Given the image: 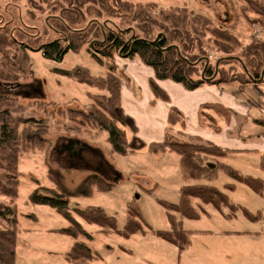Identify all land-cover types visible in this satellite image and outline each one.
Returning <instances> with one entry per match:
<instances>
[{
	"label": "rangeland",
	"instance_id": "1",
	"mask_svg": "<svg viewBox=\"0 0 264 264\" xmlns=\"http://www.w3.org/2000/svg\"><path fill=\"white\" fill-rule=\"evenodd\" d=\"M8 1L0 0V16ZM128 1L132 4L155 6L151 10L155 15L169 8H178L205 16L211 19L216 29L228 28L231 24L233 30L230 33L236 36L243 46L253 42H264L263 23L250 11L243 15L245 4L242 0ZM35 2L37 7H42L40 0ZM18 5L21 6L20 9L18 6L10 5L8 20L18 19L19 13L26 15L28 8L24 1L22 0ZM236 12L238 15L235 14ZM30 14L36 17L34 18L36 20L28 21V24L40 28L38 32L25 29L14 21L6 30L8 37L5 35L0 37V41L6 43L0 46L4 49V52L0 51V83L6 82L12 85L33 83L39 84L41 89V94L30 91L27 95L16 91L3 93L4 91L0 90V125L4 121L20 132L30 125L31 120H34V125L45 126L47 130L46 134L41 133L37 136L40 146L19 149L16 161V179L19 182L16 198L10 200L0 196L3 204H13L17 211L14 264H68L64 261L63 255L73 240L59 231L68 226L67 221L48 206L30 204L28 197L38 186L56 189L58 185L69 193L73 192L89 175H97L113 185L107 192L94 190L90 197L69 199L71 216L92 236L90 241L82 237H78L77 241L85 243L102 258L90 264H264V211L259 205H251L257 202L255 201L257 196L250 188L234 182L221 170L217 171L215 178L209 181L201 180L199 184L213 186L227 194L233 206L222 208L221 212L205 206L206 213H200L198 219L192 220L174 213L188 236L189 244L183 250H178L174 245L154 234L156 231H168L170 228L167 211L161 203L177 204L180 188L186 184L181 178L179 158L174 154H161L154 149L149 152L146 148L125 156L111 153L107 133L95 123V119L89 120L80 117L79 113H74L70 121L69 110L86 113L97 109V105L100 104L99 98L96 99L94 96L104 93L92 86L62 76L58 71H72L79 68L86 70L91 77L103 78L106 75V67L97 64L88 55L86 45L76 52L69 51L60 62L44 59L41 53L35 50L46 39V37L42 38V31L44 32L46 28L44 19L48 13L46 11L38 13L33 10ZM235 16H238L237 19ZM3 17L0 18V27L5 26L7 21ZM115 22L119 23L117 20ZM132 26L134 33L144 36L143 26ZM19 27L22 28V34L13 29ZM12 34L16 39L10 38L9 35ZM46 35L48 40L53 38L50 33ZM150 36L154 37L152 33ZM208 37L205 36L203 44L208 63L213 66L224 59L222 66L218 63V69L220 67L228 69L227 75L232 80L233 73L240 69L239 61L244 65V60L236 52L227 56L218 52L212 43L214 38ZM190 55L196 58L195 54ZM25 56H28V60L25 61V71L22 70L23 73H20L18 62L23 66L22 61ZM118 58L120 57L116 56L112 61L105 63L115 76L122 74L117 70L114 62ZM190 61L200 71L202 68L200 58ZM216 73L215 68L214 75ZM91 103L95 104L92 105L93 108L88 109ZM229 119L230 116L228 121ZM221 121L220 118L217 119L219 126ZM183 128L170 133L176 139L186 140L176 134L180 132L188 137L189 135L183 132ZM126 133L127 139L130 140L131 134L128 131ZM73 139L93 148L102 157L104 168L111 172L103 175L94 169L76 166L67 153L61 152L66 140ZM225 158L203 157L202 160L217 163L218 168L221 163L227 165ZM116 172L119 173L120 180L113 183L112 179ZM48 173L57 178V183L49 178ZM4 180L6 181V178L0 174V181ZM226 184L234 185L232 190H226ZM128 204L135 205L140 211L147 224L142 226V230L146 233L137 232L129 238L115 233L105 235L100 233L96 225L88 224L78 218L74 210L100 208L107 216L114 218L117 230L121 231L126 223ZM243 209L257 219L245 215ZM0 224V230H3V224L1 222Z\"/></svg>",
	"mask_w": 264,
	"mask_h": 264
},
{
	"label": "trees",
	"instance_id": "2",
	"mask_svg": "<svg viewBox=\"0 0 264 264\" xmlns=\"http://www.w3.org/2000/svg\"><path fill=\"white\" fill-rule=\"evenodd\" d=\"M23 1L28 11L24 16L19 13V18L16 20L15 18L7 19L8 8L12 4L20 9L21 6L18 4L22 0L7 2L8 5L5 6L0 16V18L4 16L7 20L5 26L0 27V37L2 35L8 37L6 30L14 21L25 29L38 32L40 28L28 24V21L36 20L34 19L36 17H33L30 12L33 10L38 13L46 11L48 13L44 19L46 28L44 32L42 31V38L46 37V39L36 48V52H40L44 59L60 62L69 51L76 52L86 45L88 55L97 64L106 67V75L103 78L91 77L86 70L79 68L72 71H58L62 76L92 86L104 93L94 96L96 99L99 98L98 103L104 105L98 104L97 109L86 113L69 110L71 115L67 116L70 121H72L71 116L74 113H79L78 115L82 118L95 119V123H98L107 133V142L111 153L125 156L146 148L148 151L154 149L161 154H174L179 158L181 178L186 184L180 188L177 204L161 203L167 211L170 228L168 231H156L154 234L157 237L174 245L178 250H183L189 244L188 236L182 229L181 221L176 220L175 214L192 220L198 219L200 213H206L205 206H210L218 212H221L222 208L233 206L229 202L227 194L213 186L199 184L201 180L209 181L215 178L218 170H221L234 182L244 184L254 193L260 194L262 182L259 179L241 175L237 170L223 163L217 168V163L203 162L202 160L203 157L225 158L229 152L227 149L196 136L187 137L180 132H175L180 138L186 139L179 140L171 135L170 132L182 129L185 122L182 113L174 107L168 111L163 141L146 146L137 137V127L133 119L121 109V76H115L111 72L112 69L105 63L112 61L116 56L128 60L138 59L144 66L153 70V79L149 80V88L154 100L167 102L168 96L157 85V81L169 80L182 86L186 91H194L204 86H218L231 81L240 84L264 83V42H253L243 46L238 38L230 33L233 30V25L230 24L228 28L216 29L210 18L178 8H169L155 15L151 12L155 6L132 4L128 0H40L42 7H37L35 0ZM242 1L245 4L242 10L243 15L250 11L258 16V20L264 25V0ZM235 14L238 15V12ZM237 17L235 16L236 19ZM115 20L119 23H116ZM120 24L125 27L123 28ZM132 25L143 26L144 36L134 33ZM21 27L13 29L22 34ZM13 29L12 31H14ZM47 33L52 34L53 38L48 40ZM151 33L154 37L150 36ZM207 35L214 38L212 43L218 52L224 53L226 56L236 52L244 60V65L239 61L240 69L233 73L232 80L227 75L228 69H224V67L218 69V63L221 65L224 59L213 66L208 63L203 48ZM9 36L16 39L13 34ZM5 44L0 41V46ZM23 47L25 48V46ZM0 51L4 52V49L0 48ZM190 54H195L196 58H200L202 62L200 71L191 63L190 59L196 58ZM5 55L7 54L5 53ZM26 60H28V56L23 58V66L18 62L20 73H23L22 70L25 71ZM215 68L217 73L214 75ZM94 104L91 103L88 109L93 108ZM229 116L230 111L221 105L203 104L198 109L197 121L200 127L219 132L220 126L217 119L220 118L226 123ZM29 123L30 125L20 132L4 121L0 125V174L6 178V181H0V196L10 198V200L17 196L19 182L16 179V161L19 149L27 146L34 148L40 146L41 143H38L39 137L37 136L47 132L45 126L34 125V120ZM254 123L264 126V121L261 119L254 120ZM126 131L131 134L130 140L127 139ZM212 151L215 152L212 153ZM48 175L52 181L57 183V178L53 174L48 173ZM233 186L226 184V190H232ZM112 187V184L107 183L99 176L89 175L73 192L69 193L58 185L56 189L38 186L29 195L30 204L48 206L67 221L68 226L59 231L73 240L63 255L64 261L68 264H90L92 261L102 260L99 253L92 251L85 243L77 241L78 237L90 241L92 236L71 216L69 199L90 197L94 190L107 192ZM195 201L197 203H194ZM74 210L78 218L88 224L96 225L99 227L100 233L105 235L115 233L121 237L129 238L137 232L146 233L142 230V226H147V224L133 204L127 206L126 223L121 231L117 230L114 218L107 216L100 208L88 207L83 210L77 208ZM242 212L247 215L244 210ZM0 222L4 226L3 230H0V264H14L17 211L13 204L5 205L0 201Z\"/></svg>",
	"mask_w": 264,
	"mask_h": 264
},
{
	"label": "crops",
	"instance_id": "3",
	"mask_svg": "<svg viewBox=\"0 0 264 264\" xmlns=\"http://www.w3.org/2000/svg\"><path fill=\"white\" fill-rule=\"evenodd\" d=\"M114 62L117 70L122 73L121 109L133 119L137 137L146 146L163 141L168 111L171 107L178 109L185 118L183 132L186 135L199 137L227 149V165L241 175L262 182L260 194L251 191L257 196V202L251 205H259L264 211V126L254 123L256 119L264 121V83L241 85L231 82L186 91L169 80L157 81L169 100L155 101L149 88V80L153 79L151 68L144 66L138 59L118 58ZM203 104L221 105L230 111L228 123L221 121L219 132L198 125L197 112ZM246 213L257 219L249 212ZM257 213L260 217V210Z\"/></svg>",
	"mask_w": 264,
	"mask_h": 264
},
{
	"label": "flooded vegetation",
	"instance_id": "4",
	"mask_svg": "<svg viewBox=\"0 0 264 264\" xmlns=\"http://www.w3.org/2000/svg\"><path fill=\"white\" fill-rule=\"evenodd\" d=\"M39 86V84L33 83H17L12 85L3 82L0 83V90L1 92L4 91L3 93H11L16 91L18 93H26L25 95H27L30 91H32L33 93L41 94V89ZM61 152L67 153L68 157H70L71 160H74L76 166L91 168L97 173H102L103 175H107L111 172L110 170L104 168L105 165H103L104 162L102 161V157L96 151H94L93 148L75 139L66 140V144L62 145Z\"/></svg>",
	"mask_w": 264,
	"mask_h": 264
},
{
	"label": "water",
	"instance_id": "5",
	"mask_svg": "<svg viewBox=\"0 0 264 264\" xmlns=\"http://www.w3.org/2000/svg\"><path fill=\"white\" fill-rule=\"evenodd\" d=\"M119 180H120V175H119V173L116 172L114 179H112V182L117 183Z\"/></svg>",
	"mask_w": 264,
	"mask_h": 264
}]
</instances>
